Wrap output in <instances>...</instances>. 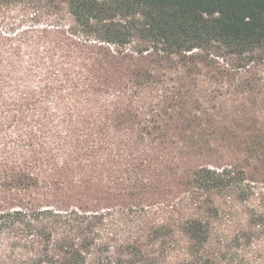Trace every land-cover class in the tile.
<instances>
[{
    "label": "rangeland",
    "instance_id": "rangeland-1",
    "mask_svg": "<svg viewBox=\"0 0 264 264\" xmlns=\"http://www.w3.org/2000/svg\"><path fill=\"white\" fill-rule=\"evenodd\" d=\"M69 36L61 26L0 38V173L16 165L40 182L0 200L154 206L183 196L199 166L264 174L247 151L250 133L264 131V64L234 67L240 57L222 52L187 71L169 67L177 59H117L107 45ZM226 61L231 69L218 73Z\"/></svg>",
    "mask_w": 264,
    "mask_h": 264
},
{
    "label": "trees",
    "instance_id": "trees-1",
    "mask_svg": "<svg viewBox=\"0 0 264 264\" xmlns=\"http://www.w3.org/2000/svg\"><path fill=\"white\" fill-rule=\"evenodd\" d=\"M61 26L79 43L111 47L117 59L144 53L190 71L224 52L240 57L234 67L264 64V0H0L3 40ZM225 65L218 73H228ZM248 138V156L264 164L256 153L264 131ZM188 183L171 204L132 208L1 199L0 264H264V174L199 166ZM39 186L25 168L0 173L2 192Z\"/></svg>",
    "mask_w": 264,
    "mask_h": 264
}]
</instances>
